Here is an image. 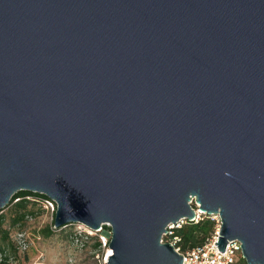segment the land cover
Listing matches in <instances>:
<instances>
[{
	"label": "water",
	"instance_id": "1",
	"mask_svg": "<svg viewBox=\"0 0 264 264\" xmlns=\"http://www.w3.org/2000/svg\"><path fill=\"white\" fill-rule=\"evenodd\" d=\"M21 190L109 225L106 264H182L194 201L264 264V0H0V211Z\"/></svg>",
	"mask_w": 264,
	"mask_h": 264
},
{
	"label": "rangeland",
	"instance_id": "2",
	"mask_svg": "<svg viewBox=\"0 0 264 264\" xmlns=\"http://www.w3.org/2000/svg\"><path fill=\"white\" fill-rule=\"evenodd\" d=\"M22 199L27 204L25 209L11 204L0 212V264L105 263L110 228L85 230L79 224L57 228L56 209H50L48 197L30 194ZM98 239L102 243L99 247Z\"/></svg>",
	"mask_w": 264,
	"mask_h": 264
},
{
	"label": "built area",
	"instance_id": "3",
	"mask_svg": "<svg viewBox=\"0 0 264 264\" xmlns=\"http://www.w3.org/2000/svg\"><path fill=\"white\" fill-rule=\"evenodd\" d=\"M18 199L19 198H16L15 200ZM46 202L52 211L57 208L56 202L52 199L48 198ZM193 203L195 204L193 206L197 213L196 218L194 220L182 219L177 223H171L167 228V232L162 237L163 242H170L174 246L175 250L183 255L182 264H239V262L242 264V261L244 264H248L243 257L241 246L242 244L238 239L229 240L224 252H221L215 244V242H218L222 224L219 215H210L211 218L215 220V228L214 231L208 236L206 242L203 245L196 246L185 251L181 249V247L178 245L180 238L174 233L175 228L181 227L186 222L197 223L200 220H203L204 215L206 214L201 212V210L199 209V203H196L195 201ZM79 225L81 229L88 230V228L84 225ZM103 226L101 230L104 228ZM164 238L166 240H164Z\"/></svg>",
	"mask_w": 264,
	"mask_h": 264
},
{
	"label": "trees",
	"instance_id": "4",
	"mask_svg": "<svg viewBox=\"0 0 264 264\" xmlns=\"http://www.w3.org/2000/svg\"><path fill=\"white\" fill-rule=\"evenodd\" d=\"M30 194L42 195V197L44 198L47 197L45 194L42 193L32 192L28 190H21L18 191L16 194H14L9 205L15 204L17 209L19 210L23 208L25 209L27 207V204L25 201H21V200H23L22 198H25V195H30ZM16 198L19 199L15 200ZM193 205L195 204L193 203ZM1 216L2 215L0 214V217ZM103 227H108L111 230V227L109 225H104ZM214 228H215V220H213L210 215L205 214L203 220H200L197 223L186 222L181 227L175 228L174 233L180 238L178 245L181 247L183 251H185L187 249L203 245L206 242L208 236L214 231ZM164 240L166 239L164 238ZM97 245L98 247L102 245L99 239L97 241Z\"/></svg>",
	"mask_w": 264,
	"mask_h": 264
},
{
	"label": "bare ground",
	"instance_id": "5",
	"mask_svg": "<svg viewBox=\"0 0 264 264\" xmlns=\"http://www.w3.org/2000/svg\"><path fill=\"white\" fill-rule=\"evenodd\" d=\"M111 253H112V249L109 248V249H108V255L111 254Z\"/></svg>",
	"mask_w": 264,
	"mask_h": 264
}]
</instances>
